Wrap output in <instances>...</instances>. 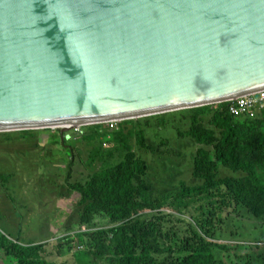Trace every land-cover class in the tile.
<instances>
[{
    "label": "water",
    "instance_id": "95a60500",
    "mask_svg": "<svg viewBox=\"0 0 264 264\" xmlns=\"http://www.w3.org/2000/svg\"><path fill=\"white\" fill-rule=\"evenodd\" d=\"M264 90V0H0V133Z\"/></svg>",
    "mask_w": 264,
    "mask_h": 264
},
{
    "label": "trees",
    "instance_id": "16d2710c",
    "mask_svg": "<svg viewBox=\"0 0 264 264\" xmlns=\"http://www.w3.org/2000/svg\"><path fill=\"white\" fill-rule=\"evenodd\" d=\"M180 113H187L185 137L201 146L190 154L194 182H187L180 172L169 171L178 163L170 154L157 153L153 163L133 150L131 133L125 132L123 124L137 123L136 132L143 139L146 119L124 120L115 131L105 124L84 126L82 137L99 143L88 155L90 166L97 161L98 167L84 179L66 184V191L58 194L56 216L49 222L42 211L22 206L25 202L18 193L24 191L26 183L14 161L18 158L24 167L22 156L2 152L1 143L19 141L25 145L33 140L30 145L39 149L54 144L67 153L66 140L54 136L44 146L40 144L45 140L41 135L35 137V130L0 133V161L4 158L0 175H10L3 185L0 182V190L10 198L12 209H8L13 216L6 218L5 212L0 213L4 223H0L4 226H0V259L8 264H81L73 261L74 255L67 259L79 246L85 257L83 264H264L252 259L251 255H256L253 246L227 244L219 232L239 210L264 221V115L234 117L226 103ZM167 116L172 115L158 118L165 122ZM109 135L114 136L109 142L115 143L120 157L103 149L100 139ZM149 150L156 151L153 146ZM221 166L233 174L221 176ZM12 188L16 197L9 196ZM73 192L80 195L74 219L67 205ZM22 207L23 213L19 212ZM63 220L67 234L56 240L55 251L48 250L43 240L49 236L41 232L48 230L46 222L58 229ZM70 220L74 233L68 228ZM47 234L54 236L53 232ZM240 250L250 252L238 255ZM57 258L66 260L60 263Z\"/></svg>",
    "mask_w": 264,
    "mask_h": 264
},
{
    "label": "rangeland",
    "instance_id": "374dc122",
    "mask_svg": "<svg viewBox=\"0 0 264 264\" xmlns=\"http://www.w3.org/2000/svg\"><path fill=\"white\" fill-rule=\"evenodd\" d=\"M180 112L182 111L164 114L165 116L172 115L167 116L166 119H164L165 122H161L158 116H155V118L151 120H149V118H139L146 119V122L149 121V123H152L150 126H148L149 123L145 122L146 127L144 130L145 134L143 139L139 136V131L136 132L135 128L137 127V123L123 125L127 127V129H125V132L131 133V147L139 156H143L149 161L155 163V159L158 158L157 153L170 154V157L173 158L174 161L178 160V163L175 168L169 171L178 173L180 172V176L182 178H184L187 182L192 183L195 181V178H193L191 174L192 165L190 162L192 161V155L190 154L195 153L197 148L201 146L196 145L190 138L185 137V133L189 129V124L184 119L187 116V113ZM120 124L121 121L118 122V125L115 128L110 130H118L120 128ZM77 129L78 127L76 129L72 128L71 131L65 132L63 135L61 133H58V128H47L46 131L45 129L35 130L37 133L35 134V137L41 135V138L45 140L42 142L43 144L40 145H44L46 143V140L52 139L54 138V136H60L62 140H66V148L68 149L67 153L61 151L54 144H46L47 149L45 150L39 149L35 145H30V143H33V140L25 145L19 141L2 140L3 142L1 143V145L4 143V151L2 150V152H7L11 157L15 158L18 155L22 156L24 167H22L23 164H21L18 158L14 160L16 161V163H18V169L21 171L22 181L26 183L23 189L24 191L18 193L20 200H23L25 202L24 204H22V206L33 207L32 211H34V209L36 211H42V213L46 216L44 218H47L46 221L48 222L50 220H53L56 216V209L59 204L58 194L63 190L66 191V184L68 182L84 179L86 176H88V174H91L98 167L97 161L92 166H90L88 155L90 152H92L93 147H95L99 143L97 141H86L82 137V135L85 134V131H83L81 127H79L78 130ZM9 133L15 134L16 132ZM113 137V135L106 136V139L103 140V138H101L100 142H103V149H111L112 153L116 154V156L114 157H120L117 153L115 143L109 142L111 139H113ZM139 140H141L143 144H140ZM162 144H165V146ZM152 146L156 149V151L151 152L149 150ZM66 148L62 149L66 151ZM166 150H168V152ZM173 155L180 156L176 157ZM183 155L186 156L183 157ZM3 159L4 158L2 156L0 162H2ZM179 159H182V161H180ZM174 161L172 164L175 163ZM231 174H233V172L228 168L222 166L220 167L221 176ZM9 176L10 175L8 173H3L0 175V182L2 185L4 184V180H7ZM1 188L2 187L0 186V189ZM13 190L15 189L12 188V190H9V196L13 195L16 197V194L13 193ZM4 192L0 190V213L5 212V217H10L12 219L13 216L8 209V207L12 209V204L10 198ZM23 195L25 198H23ZM79 198L80 195L77 192H73V194L69 198H67L69 214L73 219L74 217H77L76 208ZM4 201L6 202L2 203ZM23 207L19 212H24ZM49 214L51 215L49 216ZM244 214L245 212H243L242 210H239L238 214L233 213L229 218L230 222L219 227V232L222 238L226 240L227 244H245L248 246H253L252 251L255 252L256 255H251L252 259L256 260V262L264 261V237H261V234H264V221H256L255 219L247 215L245 216ZM65 221L66 220H63L62 223H60L58 229L56 228V225L52 228L51 223L46 222L48 230H46L45 233L41 232V234L49 236V238L43 240V243L46 244L48 250L55 251L54 249L57 247L55 246L56 240L58 238H65L67 234L64 231V228L66 227ZM0 223L4 224L2 222ZM71 223L72 220L69 221L70 225L68 226V228L72 229V232L74 233L73 230H75L76 228H73ZM101 223L102 221L99 222L98 225ZM0 226L4 228L3 225ZM31 227L32 229L36 230L34 225H31ZM82 230H85V228H83ZM36 231L38 232V230ZM51 232L54 233V236L52 237L51 235L47 234ZM14 234L15 233H13V235ZM231 235H234V238H231ZM256 238H258L259 240H256ZM77 247L78 248L74 249L72 252L73 254H70L69 258L67 259L70 261L72 259L71 256L74 255L73 261L83 264V262L85 261L84 254L80 252L82 251V249L79 248V246ZM249 252L250 251L248 250H240L237 251V254L246 255ZM57 259L60 263L66 260L63 258ZM8 262L9 261L5 262L4 260L0 259V264H8Z\"/></svg>",
    "mask_w": 264,
    "mask_h": 264
},
{
    "label": "built area",
    "instance_id": "2783aa9c",
    "mask_svg": "<svg viewBox=\"0 0 264 264\" xmlns=\"http://www.w3.org/2000/svg\"><path fill=\"white\" fill-rule=\"evenodd\" d=\"M228 112L234 117L255 119L264 115V90L231 99L227 102ZM110 127L117 125L116 121L109 123Z\"/></svg>",
    "mask_w": 264,
    "mask_h": 264
},
{
    "label": "clouds",
    "instance_id": "9594fccd",
    "mask_svg": "<svg viewBox=\"0 0 264 264\" xmlns=\"http://www.w3.org/2000/svg\"><path fill=\"white\" fill-rule=\"evenodd\" d=\"M227 102H228V101H227ZM227 102H225V103L227 104ZM217 105H218V104H217ZM159 116H160V115H159ZM123 121H124V120H123ZM111 122H112V121H111ZM116 122H117V125H118V122H120V121H116ZM121 122H122V121H121ZM109 123H110V122H105V123H100V124H105V125L107 126V128H109V129H113V128H115V127L117 126V125H116L115 127L112 128V127H110V124H109ZM78 127H79V126H78ZM80 127L82 128V127H84V126H80ZM76 128H77V127H75L74 129H76ZM78 129H79V128H78ZM78 129H77V130H78ZM58 130H59V132H60V129H59V128H58ZM70 131H71V130H70Z\"/></svg>",
    "mask_w": 264,
    "mask_h": 264
},
{
    "label": "bare ground",
    "instance_id": "6f19581e",
    "mask_svg": "<svg viewBox=\"0 0 264 264\" xmlns=\"http://www.w3.org/2000/svg\"><path fill=\"white\" fill-rule=\"evenodd\" d=\"M79 128V127H78Z\"/></svg>",
    "mask_w": 264,
    "mask_h": 264
}]
</instances>
